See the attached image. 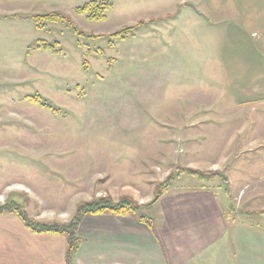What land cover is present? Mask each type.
<instances>
[{
  "label": "rangeland",
  "instance_id": "obj_1",
  "mask_svg": "<svg viewBox=\"0 0 264 264\" xmlns=\"http://www.w3.org/2000/svg\"><path fill=\"white\" fill-rule=\"evenodd\" d=\"M91 1L0 0V206L12 202L38 221L68 222L83 202L113 200V168L95 158L115 150L131 156L135 145L158 163L148 177L136 175V186L139 176L150 179L140 189L144 200L169 174L191 167L228 178L236 217L256 203L264 208V75L255 100L229 83L227 70L224 80L220 72L209 79L215 108L189 110L185 100L193 58L260 55L254 19L264 0H106L102 19L77 12ZM54 11L78 30L63 20L37 25L36 15ZM133 25L126 37L112 36ZM197 151L208 154L205 163ZM216 182L224 199L222 177ZM119 190L143 204L136 187Z\"/></svg>",
  "mask_w": 264,
  "mask_h": 264
},
{
  "label": "crops",
  "instance_id": "obj_2",
  "mask_svg": "<svg viewBox=\"0 0 264 264\" xmlns=\"http://www.w3.org/2000/svg\"><path fill=\"white\" fill-rule=\"evenodd\" d=\"M254 28L260 36L256 40L260 55L254 58L241 56L238 61L229 56H222L218 61H214L213 57L193 58L191 95L185 97L187 109L215 108L212 107L214 102L210 103V95L215 90L209 79L216 72L221 73L218 79L224 80V71L227 70L232 75L229 83L232 82L242 93L243 90L249 91L246 94L254 93V100L255 95L262 94L257 91L262 86L264 75L262 6L255 8ZM252 71L254 76L249 81L248 74ZM190 122L192 126H197L205 119ZM110 142L119 143L120 140ZM131 143H135L134 138ZM133 149L131 156H124L122 150H115L105 153L100 160L95 158L97 165L110 164L113 168L112 174L119 184H115V180L106 183L114 185L110 189L114 201H119L122 196L119 189L149 188L150 179L140 176L148 177L150 169L158 165L151 161L146 151L137 154L135 145ZM197 153L194 152L195 159L206 161L208 154ZM127 159L129 161L125 162ZM136 175H140L137 186L134 185ZM180 179L175 180L153 205L143 209L144 215L152 219L155 231L137 215H84L78 227L82 242L73 264H264V212L260 213L264 208L261 204H254L250 212L236 217L227 194L224 199L220 197L223 187L219 183L200 179L185 183ZM141 190L139 195H135L140 199L135 198L146 204L149 200H144L147 195H141ZM66 251L65 235L33 232L17 213H0V264H67Z\"/></svg>",
  "mask_w": 264,
  "mask_h": 264
},
{
  "label": "trees",
  "instance_id": "obj_3",
  "mask_svg": "<svg viewBox=\"0 0 264 264\" xmlns=\"http://www.w3.org/2000/svg\"><path fill=\"white\" fill-rule=\"evenodd\" d=\"M111 7V3L106 0L96 1L86 3L83 6L77 8V12L81 14H88L90 19H102L105 18V12ZM66 21L69 25L74 26L72 19L66 14L60 12H50L43 15H36L35 21L39 27H41V21ZM76 30L78 28L74 26ZM135 25L123 27L122 29L114 32L112 36H117L120 38L126 37V35L133 32ZM39 47L44 49H52L56 51L53 44L47 42H40ZM40 96L34 97V101L38 102L42 106H46ZM48 107V106H47ZM183 174L192 175L203 181H211L217 176H221L223 180V186L225 193L228 198L230 197L229 190V180L228 178L221 174L220 172H205L199 169L185 167L183 169L177 170L174 174H169L163 181L159 183L156 187L154 199L146 204H139L136 200L130 197H122L119 201H113L108 197H100L93 199L91 201L81 203L70 221L65 223L60 222H42L30 217L24 208L16 203L9 202L0 206V213L4 212H15L17 213L25 226L33 232L37 233H54L62 234L67 238V251H66V262L67 264H73L74 258L76 256L77 250L82 242V238L78 235V227L84 215L88 213L93 214H104L110 213L114 215L126 216V215H137L141 221L147 223L154 231V225L152 219L142 213L145 207L153 205L160 197H162L168 190L173 181L177 180ZM230 199V198H229ZM232 206V205H231ZM264 211H261L262 213Z\"/></svg>",
  "mask_w": 264,
  "mask_h": 264
}]
</instances>
